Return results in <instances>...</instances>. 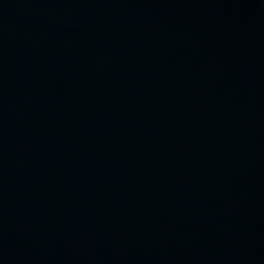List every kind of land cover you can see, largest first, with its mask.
<instances>
[{
	"label": "water",
	"instance_id": "1",
	"mask_svg": "<svg viewBox=\"0 0 264 264\" xmlns=\"http://www.w3.org/2000/svg\"><path fill=\"white\" fill-rule=\"evenodd\" d=\"M0 264H264V0H0Z\"/></svg>",
	"mask_w": 264,
	"mask_h": 264
}]
</instances>
